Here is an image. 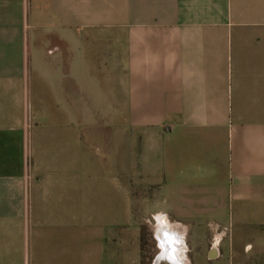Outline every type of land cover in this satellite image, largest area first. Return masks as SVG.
<instances>
[{"label":"crops","instance_id":"crops-1","mask_svg":"<svg viewBox=\"0 0 264 264\" xmlns=\"http://www.w3.org/2000/svg\"><path fill=\"white\" fill-rule=\"evenodd\" d=\"M134 187L264 264V0H0V264H125Z\"/></svg>","mask_w":264,"mask_h":264},{"label":"rangeland","instance_id":"rangeland-1","mask_svg":"<svg viewBox=\"0 0 264 264\" xmlns=\"http://www.w3.org/2000/svg\"><path fill=\"white\" fill-rule=\"evenodd\" d=\"M116 123L117 125H123L122 115H117ZM84 143H86V145H91L88 140L86 141L84 140ZM96 154L100 158L99 164L101 166V170H103V172H105L106 175L105 179H102V181L108 183L111 188L116 187V191L117 190L120 191V188L118 186L119 183L117 179L113 177V171H114L113 161L110 160L109 162L107 161V158H104L107 157L104 148L103 150L100 149L99 151H97ZM108 172L110 173V176ZM134 188L135 190H133L132 193L131 210L129 212L130 213L129 218H131V226L129 228L133 234V239L136 240L134 242L125 241L123 243V247L125 249L126 257H127L125 264H151L153 260H155L156 256L160 251L158 240L156 237L157 220L163 221L165 223H170L172 225H173V221L170 219L169 216L166 215L165 212H160L156 210V209H161L163 205L161 204V202L156 204L155 201L156 194L153 193L154 190L153 187H147V188L145 187L143 188V190H141L139 187H134ZM118 191L116 192V194H118ZM111 212L116 213L117 221L126 220L127 218V216L124 219L122 218L124 216V209L122 208V205L121 208H116L114 210H111ZM173 226H175L177 229L183 232V240L186 248L184 252L185 264H190L189 257L187 255L188 254L187 240H186V235L184 234V227L175 224ZM116 229L117 230L121 229V226L117 225ZM211 244L213 243L210 242L209 246Z\"/></svg>","mask_w":264,"mask_h":264},{"label":"bare ground","instance_id":"bare-ground-1","mask_svg":"<svg viewBox=\"0 0 264 264\" xmlns=\"http://www.w3.org/2000/svg\"><path fill=\"white\" fill-rule=\"evenodd\" d=\"M164 220V219H163ZM156 237L160 251L154 262L163 261L168 264H185V243L183 232L170 223L158 220Z\"/></svg>","mask_w":264,"mask_h":264},{"label":"water","instance_id":"water-1","mask_svg":"<svg viewBox=\"0 0 264 264\" xmlns=\"http://www.w3.org/2000/svg\"><path fill=\"white\" fill-rule=\"evenodd\" d=\"M151 264H168V263L163 262V261L154 262V260H153V262Z\"/></svg>","mask_w":264,"mask_h":264}]
</instances>
